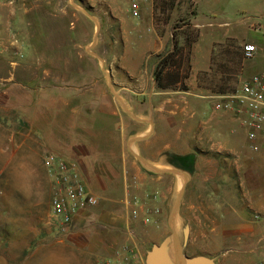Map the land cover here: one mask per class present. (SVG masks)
Here are the masks:
<instances>
[{
  "label": "rangeland",
  "instance_id": "rangeland-1",
  "mask_svg": "<svg viewBox=\"0 0 264 264\" xmlns=\"http://www.w3.org/2000/svg\"><path fill=\"white\" fill-rule=\"evenodd\" d=\"M49 5L50 13L43 11L47 26L45 37L41 38L44 46L74 47L73 55L69 54L68 58L75 57L76 67L80 63L77 57L82 56L84 62L90 59L91 66H85L88 68L85 72L90 77L107 79L106 92L114 100L116 96L127 97V104L122 106L133 116L138 111L137 105L141 109L146 106V102H138L135 96L152 92L170 98L172 115H176V110L184 113L178 121L188 129L189 140L186 139L199 146L208 158L199 165L197 175L194 172L187 176L178 204L175 230L180 239L183 226L189 228L184 254L207 255L214 258L215 264H248L258 259L264 253V218L251 214L247 219L253 225L251 229L222 228L227 225L233 208L240 206L238 201L243 204L236 197L238 182L233 179L236 170L226 152L208 149L209 134L198 139L191 133L202 128L207 130L213 122L211 118H215L213 112L221 114L220 117L226 112L229 114L215 107L217 96L235 92L242 79L257 73L244 67L261 56L260 51L255 58L246 60L242 57V45L261 42L257 45L264 47V0H150L141 16H128L134 22H124L122 28L114 16L119 8L122 16L129 15L122 0H52ZM122 31L126 38L122 37ZM153 32L165 38L162 50L147 49ZM10 34L11 46L0 51V78L10 72H16L17 78L34 76L35 71L27 65L29 57L20 58L15 54L21 44L19 35L14 29ZM227 36L231 37L213 43L207 63L212 42ZM169 53H173L171 59ZM163 55L168 56L162 74L163 83L169 84L165 88L158 87L154 78L156 65ZM127 59H132L137 67L126 68ZM10 60L20 61V66L11 65ZM92 64L101 65L102 70L98 72ZM123 107H119L120 112L128 121H133ZM22 121L16 111H10L0 90V147L9 150V161L0 162V264H32L37 250L56 239H63L80 257L81 264H100L107 259L144 264L145 253L151 245L171 234L168 221L179 190L176 188L167 197L168 209L162 222L152 217L149 223L142 224L138 219H130L127 209H108L127 220L112 226L100 220L102 209H89L75 228L61 234L55 229L49 212L50 181L42 159L49 150L43 147L41 136L34 129H19ZM234 126L239 127L238 123ZM137 154L142 157L140 152ZM159 158L148 162L163 169L161 163L165 162V156ZM22 159L34 163L40 172L43 195L39 201L25 199L10 186L11 163ZM128 159L146 169L132 153H128ZM205 174L212 177L204 179ZM157 191L161 192L162 188ZM131 196L134 195L127 197Z\"/></svg>",
  "mask_w": 264,
  "mask_h": 264
},
{
  "label": "crops",
  "instance_id": "crops-1",
  "mask_svg": "<svg viewBox=\"0 0 264 264\" xmlns=\"http://www.w3.org/2000/svg\"><path fill=\"white\" fill-rule=\"evenodd\" d=\"M51 1L15 0L14 4L0 2V51L11 46L8 37L11 35V29H14L21 41L17 48L22 51L23 56L29 57L27 65L35 71L32 77L17 78L16 72H10L6 77L0 78V90L5 103L10 111H16L23 120L19 123V129H34V132L41 136L44 148L76 162L89 191L100 197L96 206L77 213L74 217V228L80 218L84 219L89 209H102L99 213L101 221L112 226L122 225L126 219L108 209H128L125 205L128 195H138L146 199L149 217L162 222L168 209L167 197L182 186L185 180L184 172L177 170L178 174L170 171L158 173L143 169L128 159V153L140 152L147 161H158L166 151L179 155L195 153L196 175L199 165L208 161L206 154L199 146L188 142V129L178 121L184 113L176 110V115H172L174 110L169 106L168 96L154 92L135 96L138 102H146V106L141 109L137 105L138 111H133V116L122 106V103L127 104V97L116 96L117 100H114L106 92L107 79L100 76L90 77L89 73L85 72L88 69L85 66H91L90 59L84 62L82 56L77 57L80 63L79 67H76L73 60L75 57L72 60L68 58L69 54L73 55L74 47L44 46L41 38L45 37L47 26L44 24L43 11L50 13ZM122 1L127 9L126 1ZM121 11L119 8V12L114 16L122 28V24L129 21L130 14L127 9L129 15L122 16ZM125 34L122 31L123 38L127 37ZM228 37L231 36L212 42L207 63L213 43ZM164 46L165 38L154 33L147 49L159 51ZM260 48L261 56L247 64L245 70L257 73L264 70V47ZM46 54L50 56L45 58ZM20 63L10 60V64L15 67L20 66ZM92 66H95L98 72L102 70L101 65ZM125 67L133 70L137 66L132 59H127ZM118 103L133 121H128L120 112ZM213 113L215 118H211L213 122L210 121L208 129H198L192 132L191 136L197 135L199 139L204 134H209L208 149L217 153L226 152L235 167L236 176L233 179L238 182L236 197L241 199L243 204L238 201L240 206L233 208L229 213L227 225L222 228L251 229L253 225L247 220L251 214L264 218V156L249 148L243 130L234 126V123L238 122L231 111H228L229 114L226 112L223 117ZM161 164L164 170H176L167 159ZM211 177L212 175L205 174L204 179ZM160 188L162 191H157ZM155 208L158 209L157 213L154 212ZM138 220L147 224L141 219ZM255 260L248 264H253Z\"/></svg>",
  "mask_w": 264,
  "mask_h": 264
},
{
  "label": "built area",
  "instance_id": "built-area-1",
  "mask_svg": "<svg viewBox=\"0 0 264 264\" xmlns=\"http://www.w3.org/2000/svg\"><path fill=\"white\" fill-rule=\"evenodd\" d=\"M6 1L8 4H14L15 0ZM125 1L130 16L139 18L150 0ZM259 51L261 48L252 42L242 45L243 59L250 60ZM15 54L20 58L23 57L20 49H17ZM217 98L219 100L215 103V107L231 111L239 128L245 134L249 148L254 153L264 156V70L242 79L235 92ZM42 159L51 184L50 218L57 232L69 233L74 228V217L77 213L96 206L100 202V197L89 191L76 162L53 151H46ZM125 205L130 219H141L144 223L151 221L147 203L139 197L131 196L125 201ZM154 212L157 213L158 209L155 208ZM100 264L127 263L122 260L107 259ZM253 264H264V253H261Z\"/></svg>",
  "mask_w": 264,
  "mask_h": 264
},
{
  "label": "water",
  "instance_id": "water-1",
  "mask_svg": "<svg viewBox=\"0 0 264 264\" xmlns=\"http://www.w3.org/2000/svg\"><path fill=\"white\" fill-rule=\"evenodd\" d=\"M124 109L128 111L126 107ZM133 155L151 171L163 173L166 171L179 172L177 170H182L185 177L170 212L169 225L171 226V234L165 236L160 242L151 245L145 253L144 264H215L214 258L207 255L197 254L188 256L184 254V247L187 243L189 233L188 225H184L182 228V239L179 238L175 230L177 208L186 184L187 176L194 174L195 153L179 155L170 151L164 152L162 155L166 156L167 161L176 170L161 169L134 152ZM170 249H172V253H170Z\"/></svg>",
  "mask_w": 264,
  "mask_h": 264
},
{
  "label": "clouds",
  "instance_id": "clouds-1",
  "mask_svg": "<svg viewBox=\"0 0 264 264\" xmlns=\"http://www.w3.org/2000/svg\"><path fill=\"white\" fill-rule=\"evenodd\" d=\"M6 161H9V150L6 147H0V162ZM9 181L10 186L25 199L39 201L42 198L40 172L31 161L22 159L12 162ZM32 264H81V260L63 239H56L37 250Z\"/></svg>",
  "mask_w": 264,
  "mask_h": 264
},
{
  "label": "trees",
  "instance_id": "trees-1",
  "mask_svg": "<svg viewBox=\"0 0 264 264\" xmlns=\"http://www.w3.org/2000/svg\"><path fill=\"white\" fill-rule=\"evenodd\" d=\"M167 55L170 56L169 59H171L173 57V53H169ZM167 57L164 55L161 56L159 62L156 65V69L154 71V78L156 80L157 86L161 87V88H165L169 85V84H164L162 81L163 80L162 74H163L164 69L166 68V65H167Z\"/></svg>",
  "mask_w": 264,
  "mask_h": 264
},
{
  "label": "bare ground",
  "instance_id": "bare-ground-1",
  "mask_svg": "<svg viewBox=\"0 0 264 264\" xmlns=\"http://www.w3.org/2000/svg\"><path fill=\"white\" fill-rule=\"evenodd\" d=\"M170 253H172V249H170Z\"/></svg>",
  "mask_w": 264,
  "mask_h": 264
}]
</instances>
